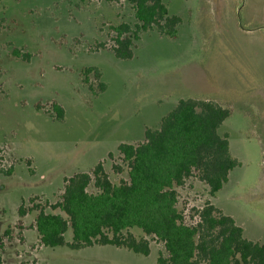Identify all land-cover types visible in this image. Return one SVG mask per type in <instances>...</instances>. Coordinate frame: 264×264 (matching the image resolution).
<instances>
[{
	"label": "rangeland",
	"instance_id": "rangeland-1",
	"mask_svg": "<svg viewBox=\"0 0 264 264\" xmlns=\"http://www.w3.org/2000/svg\"><path fill=\"white\" fill-rule=\"evenodd\" d=\"M161 1L180 18L174 38L139 29L128 0H0V236L9 229L1 264H156L166 256L163 245L136 228L129 232L148 240L147 256L110 245L41 246L37 210L28 209L62 214L50 205L60 200L64 179L99 163L112 184L127 181L120 144L144 142L145 129H158L180 100L225 99L233 84L242 91L230 97L218 133L238 164L214 197L187 179L176 189L177 208L194 225L210 202L247 240L264 243V43L237 30L264 23V0ZM236 4L252 11L250 22L241 13L235 26L222 13ZM120 24L138 38L126 60L112 52ZM88 68L100 77L84 75ZM87 191L97 192L92 185ZM22 204L28 212L19 217ZM64 239L71 242L70 229Z\"/></svg>",
	"mask_w": 264,
	"mask_h": 264
},
{
	"label": "trees",
	"instance_id": "trees-1",
	"mask_svg": "<svg viewBox=\"0 0 264 264\" xmlns=\"http://www.w3.org/2000/svg\"><path fill=\"white\" fill-rule=\"evenodd\" d=\"M128 2L134 8L139 29L156 28L163 36H176L180 18L169 15L161 0ZM113 30L116 32L114 56L130 59L133 40L138 38L127 24ZM12 53L15 57H28L20 56L17 51ZM90 72L95 78L100 77L94 68L86 69L83 74ZM104 89L105 85L101 84L100 91ZM54 108L61 118L62 110ZM229 115L228 109L211 101L180 100L161 119L158 129H145L144 142L117 147L128 169L127 181L112 184L101 163L90 172L65 178L60 200L50 205L64 216L36 206L28 209L37 210L34 228L40 245L67 246L72 250L110 245L147 256L148 240L137 239L129 232L136 228L163 245L166 256L159 254L156 264H264V243L247 240L242 228L210 202L196 211L198 220L194 225H186L183 213L177 208L176 189L187 179L194 177L204 183L209 196L214 197L237 166L236 159L230 155L227 137L218 133ZM114 171L119 173L121 169L114 166ZM90 185L96 193L87 191ZM28 211L20 205L19 217ZM68 229L72 234L70 243L64 239ZM8 236L6 229L0 236V244Z\"/></svg>",
	"mask_w": 264,
	"mask_h": 264
},
{
	"label": "crops",
	"instance_id": "crops-1",
	"mask_svg": "<svg viewBox=\"0 0 264 264\" xmlns=\"http://www.w3.org/2000/svg\"><path fill=\"white\" fill-rule=\"evenodd\" d=\"M214 11L217 12V8H215ZM222 13L223 14H225V13H231V18L234 20V25L235 26L238 25V21H239L238 16L239 15L241 16V13H244V17H245V21L246 22H250L251 19H252V16H251L252 15V11L248 10V8H245V12H244L243 11V8L242 7H239V4H236V5L231 6L229 8L223 6L222 7ZM169 15H171V14H169ZM259 18L262 19L261 16H258L257 18L255 17L256 21H258ZM246 26H248V25H245V27ZM245 27L244 28H241V27L237 28L238 32L239 33H242L244 35H247V36H254L253 39L256 41V43H259V45L261 47L262 43H264V34H262V31L264 33V23H262V24L256 23V25L253 28H251V29H248L249 27H246V28ZM248 64H249V62H248ZM236 84H238V82ZM234 86H235V84H233V88L230 89V92L227 93L230 96L227 97V95H226V98L225 99H222L221 98V99H218L217 100V99L205 97V98L194 99V100L211 101V102H214V103L218 104L222 108L228 109L229 112H231L232 105H231L230 97L232 96V94H239L240 93L239 90L242 91V89H241L242 86L241 85H239V87H238V85H236L235 89H234Z\"/></svg>",
	"mask_w": 264,
	"mask_h": 264
}]
</instances>
